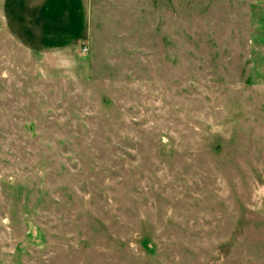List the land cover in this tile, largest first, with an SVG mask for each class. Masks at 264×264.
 <instances>
[{
    "label": "rangeland",
    "instance_id": "obj_1",
    "mask_svg": "<svg viewBox=\"0 0 264 264\" xmlns=\"http://www.w3.org/2000/svg\"><path fill=\"white\" fill-rule=\"evenodd\" d=\"M87 10L0 0V264H264V0Z\"/></svg>",
    "mask_w": 264,
    "mask_h": 264
},
{
    "label": "crops",
    "instance_id": "obj_2",
    "mask_svg": "<svg viewBox=\"0 0 264 264\" xmlns=\"http://www.w3.org/2000/svg\"><path fill=\"white\" fill-rule=\"evenodd\" d=\"M87 5H88V10H87V19H86V22H85V27L87 28L88 27V22H89V14H90V11H89V0H87ZM42 8V7H41ZM16 13L17 12H15V16H16ZM46 22V21H45ZM43 23V27L45 26V25H47L46 23ZM21 29H22V32H26L27 34L28 33H31V31L32 30H30V29H28V28H22L21 27ZM42 32L46 35L49 31L47 30V28H46V26H45V28H44V31H43V29H42ZM86 32V31H85ZM85 32H83V33H81V34H78L77 36L76 35H73V36H71L70 37V39L68 40V41H66V42H64V43H62V44H60V45H46V44H43L44 46H46V47H51V48H62V47H65V46H67V45H70V44H73V43H75L77 40H79L80 38H82V37H84V34H85ZM45 37V36H44ZM44 37H43V40H44Z\"/></svg>",
    "mask_w": 264,
    "mask_h": 264
},
{
    "label": "built area",
    "instance_id": "obj_3",
    "mask_svg": "<svg viewBox=\"0 0 264 264\" xmlns=\"http://www.w3.org/2000/svg\"><path fill=\"white\" fill-rule=\"evenodd\" d=\"M81 51H85V48L83 47V48H81Z\"/></svg>",
    "mask_w": 264,
    "mask_h": 264
}]
</instances>
